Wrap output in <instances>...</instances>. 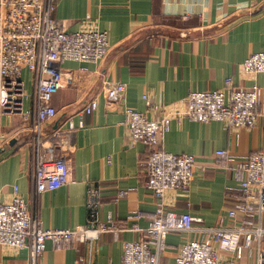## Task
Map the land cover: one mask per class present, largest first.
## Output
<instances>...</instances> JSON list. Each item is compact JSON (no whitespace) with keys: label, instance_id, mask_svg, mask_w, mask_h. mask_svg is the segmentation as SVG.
I'll return each mask as SVG.
<instances>
[{"label":"crops","instance_id":"crops-1","mask_svg":"<svg viewBox=\"0 0 264 264\" xmlns=\"http://www.w3.org/2000/svg\"><path fill=\"white\" fill-rule=\"evenodd\" d=\"M54 5V17L66 31L108 30L111 48L100 62L60 64L62 86L52 97L58 114L43 124L42 139L44 149L53 146L54 157L67 159L70 180L66 185L36 194L33 173L42 149L36 146L35 115L0 108L2 198L10 201L18 186L44 227L76 228L88 222L90 190L95 188L102 221L146 227L158 207L156 195L146 186L152 147L132 139L126 107L152 119L170 115L171 128L160 147L193 155L196 171L189 189L168 191L165 203L171 211L202 219L195 230L168 235L160 264H175L186 242L203 237L201 228L233 225L242 219L228 216L239 194L235 163L221 167L216 152L227 149L245 160L263 148L264 98L253 127L199 122L177 113L185 109L190 92L227 89L231 76L236 85L264 87V72L249 73L244 67L248 56L264 51V0H54ZM23 80L27 110L34 105L29 69L24 70ZM110 81L125 84L120 101L108 97ZM94 99L98 108L84 112ZM137 212L142 217H132ZM142 235L132 230L118 236L107 232L93 246L76 239L66 249L48 240L40 262L67 264L83 256L95 264H122L124 241ZM0 264H30V249L0 244ZM238 264H258L257 256L246 251Z\"/></svg>","mask_w":264,"mask_h":264},{"label":"built area","instance_id":"built-area-1","mask_svg":"<svg viewBox=\"0 0 264 264\" xmlns=\"http://www.w3.org/2000/svg\"><path fill=\"white\" fill-rule=\"evenodd\" d=\"M54 9V0H0V108L7 113L35 115L36 146L42 149L36 155L33 173L36 194L58 189L70 180L67 159L54 157L53 146L44 149L42 139L43 124L58 114L52 97L62 86L60 64L66 60L100 62L111 48L108 30L66 31L54 17ZM244 67L249 73L264 72V51L248 56ZM25 69L32 72L34 84V105L27 110L24 109ZM226 82L227 89L190 92L185 109L178 112V116L199 122L218 120L228 127L255 126L264 87L236 85L232 76ZM125 90L123 82L107 83L111 100L123 99ZM97 108L98 101L94 99L86 105L84 112L91 113ZM172 120L170 115L152 119L134 107H126V123L132 139L152 147L147 161L146 186L156 195L158 207L148 226L140 227L135 223L128 228L102 221L97 189L93 188L89 195L87 224L76 228H46L42 220L33 215L27 200L15 186L10 201H5L0 193V244L28 247L30 264H42L40 257L48 240L61 249L72 247L76 239L93 246L103 233L113 232L118 236L122 231L132 230L143 235L124 241L122 264H160L168 249V235L195 230V224L202 220L191 213L171 211L165 203L168 191L189 189L196 171L193 155L175 154L160 147ZM70 126L74 129L76 125L71 121ZM216 154L223 168L235 163L239 194L228 216L237 219L241 215L242 219L233 225L201 228L203 237L186 242L179 250L175 264H238L246 251L257 256L258 264H264V146L251 152L245 160H238L227 149H220ZM132 217L138 219L142 213L137 212ZM67 264L95 263L81 256Z\"/></svg>","mask_w":264,"mask_h":264}]
</instances>
